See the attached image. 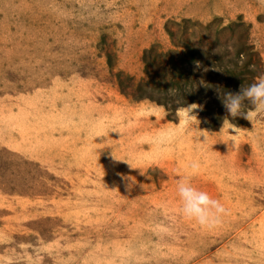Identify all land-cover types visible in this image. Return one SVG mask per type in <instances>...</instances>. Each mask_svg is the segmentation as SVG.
Masks as SVG:
<instances>
[{"label": "rangeland", "instance_id": "rangeland-1", "mask_svg": "<svg viewBox=\"0 0 264 264\" xmlns=\"http://www.w3.org/2000/svg\"><path fill=\"white\" fill-rule=\"evenodd\" d=\"M167 30L225 48L234 75L191 65L193 97L133 99L146 68L171 84ZM260 75L264 0H0V264H264V114L233 118L218 98ZM191 161L226 208L210 228L178 212Z\"/></svg>", "mask_w": 264, "mask_h": 264}, {"label": "clouds", "instance_id": "clouds-1", "mask_svg": "<svg viewBox=\"0 0 264 264\" xmlns=\"http://www.w3.org/2000/svg\"><path fill=\"white\" fill-rule=\"evenodd\" d=\"M218 98H220L223 107L231 117L243 116L251 121L264 114V75H260L254 82L246 86L240 85L239 91L235 93L223 92ZM245 102H247V105ZM192 105L183 107L185 110V127L189 130L199 131L195 127L199 123L196 115L190 114L198 105L195 104V107ZM228 123L231 124L229 120ZM171 136L172 133L170 131L160 130L152 136V143L159 151L169 142ZM198 171L199 163L191 161L185 166V171L176 180L175 191L179 198L178 212L184 218L195 222L197 225L210 228L221 221L226 208L219 199L210 196L208 192L196 187L191 182L192 176Z\"/></svg>", "mask_w": 264, "mask_h": 264}, {"label": "trees", "instance_id": "trees-1", "mask_svg": "<svg viewBox=\"0 0 264 264\" xmlns=\"http://www.w3.org/2000/svg\"><path fill=\"white\" fill-rule=\"evenodd\" d=\"M168 35L170 39H172V45L173 47H178L174 41L175 34L171 30H167ZM182 44L179 46L181 47V51L178 54V60L179 64L173 59V57L167 55L168 63H169V73L171 72L173 74V78L171 77V84L169 86H161L155 79H153V74L146 68L145 73L147 75V80L143 85H137L136 88L139 91L138 95H133L132 93H129L128 95L131 96L133 99H149L150 101H153L157 103L158 105L164 106L166 108V104L162 103L158 98L155 97L154 94H152L151 91L156 90H164V92H167L168 90H174L177 92V94H180L181 98L186 97H193L192 93V83L188 74V68L191 65H203L210 68L220 69L222 70L226 75L233 76L234 72L232 69H229L225 66L226 63L234 64L236 65V60L233 59V56H228L225 52V48L216 47V43H210L206 44L205 46L199 45V44H193L191 42V38H181ZM199 45V46H198ZM153 50V46L150 47L146 52H144L143 55V61L144 63H147L146 56ZM235 57H239V51L235 52ZM107 57V63L108 66L113 69V64L111 63V56L109 54L106 55ZM245 70L248 71V66H245ZM248 73V72H247ZM116 76L118 77L119 74L117 73ZM121 84V83H120ZM228 82L224 84V86L228 87ZM143 86V87H142ZM155 92V91H154ZM168 100H172L171 97L168 98ZM202 98L199 99H187L183 100L182 103L177 105H171L174 110H176L180 106H184L190 103H195L201 101ZM167 110V108H166Z\"/></svg>", "mask_w": 264, "mask_h": 264}, {"label": "crops", "instance_id": "crops-1", "mask_svg": "<svg viewBox=\"0 0 264 264\" xmlns=\"http://www.w3.org/2000/svg\"><path fill=\"white\" fill-rule=\"evenodd\" d=\"M176 111H178V110H176Z\"/></svg>", "mask_w": 264, "mask_h": 264}]
</instances>
